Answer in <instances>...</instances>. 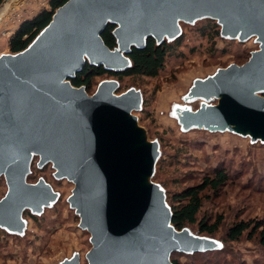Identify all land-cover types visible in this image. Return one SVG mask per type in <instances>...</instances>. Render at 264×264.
Segmentation results:
<instances>
[{
    "label": "water",
    "instance_id": "1",
    "mask_svg": "<svg viewBox=\"0 0 264 264\" xmlns=\"http://www.w3.org/2000/svg\"><path fill=\"white\" fill-rule=\"evenodd\" d=\"M207 12L220 15L226 29L247 21L264 42V0H69L25 51L0 58V176L8 186L1 220L15 222L23 206L45 195V187L27 183L36 153L41 165L53 163L56 177L75 185L70 203L91 235L89 264H172V252L201 251L186 231L172 226L163 198L138 186L150 173L151 153L136 146L128 118L135 99H115L108 87L89 96L67 80L82 69L86 55L109 69L128 65L112 66L118 47L110 50L100 37L109 22L118 24L115 35L125 55L156 38L150 32L162 36L178 18ZM258 88H264V43L246 63L222 69L202 87L200 95L218 97V105L191 123L208 130L228 125L264 139Z\"/></svg>",
    "mask_w": 264,
    "mask_h": 264
},
{
    "label": "rangeland",
    "instance_id": "2",
    "mask_svg": "<svg viewBox=\"0 0 264 264\" xmlns=\"http://www.w3.org/2000/svg\"><path fill=\"white\" fill-rule=\"evenodd\" d=\"M11 1L3 0L0 9ZM45 9H50V0H17L12 5L0 23V58L16 57L10 52L11 37L23 22ZM208 21L217 26L219 37L202 35ZM180 33L181 46L167 57L158 77H129L120 82L107 76L97 78L88 95L108 87L115 99H135L136 106L128 118L137 134L136 146H144L151 153L147 159L150 173L138 186L152 188L163 198L166 210L174 193L200 183L215 168L226 167L231 175L232 180L218 193L205 194L199 215L210 217L211 222L222 215L219 231L201 234L197 225H188L189 232L184 235L201 251L176 252L173 259L183 264H264V248L256 239L249 241L244 236L231 242L226 238L236 220L264 217V139L237 133L228 125L208 130L190 121L218 105V97L200 95L202 87L216 79L222 69L244 63L264 42L250 32L247 21L239 29H226L220 15L208 12L178 18L174 28L162 36L150 32L158 40H172ZM114 52L113 68L129 64L120 45ZM84 61L94 62L88 55ZM254 93L264 96V88ZM30 161L28 183L43 186L46 192L36 205L23 206L15 222L0 219V264H89L91 235L81 227V218L70 203L74 183L57 178L54 164L41 165L38 154L32 153ZM7 193L2 175L0 209Z\"/></svg>",
    "mask_w": 264,
    "mask_h": 264
},
{
    "label": "trees",
    "instance_id": "3",
    "mask_svg": "<svg viewBox=\"0 0 264 264\" xmlns=\"http://www.w3.org/2000/svg\"><path fill=\"white\" fill-rule=\"evenodd\" d=\"M69 0H50V9L39 12L32 19L23 22L10 39L9 48L12 54H19L25 51L36 38L50 25L56 11ZM3 0H0V5ZM212 21L206 23L202 28V35L214 39L220 36V31ZM118 24L109 22L100 37L106 47L115 50L118 47V40L115 31ZM214 28L216 29L214 31ZM213 30V32H210ZM183 34L180 33L172 40L158 41L154 37H149L143 46L132 47L125 56L129 64L121 69H109L104 65H97L87 61L82 69L73 77L68 78V82L75 88H84L87 94L92 92V88L97 78L111 77L117 82L124 78L148 77L156 78L166 65L167 57L176 51L182 43ZM249 53L246 63L251 57ZM236 64V65H243ZM232 180L226 167H217L203 177L200 183L187 186L183 190L174 193L170 198V209L172 212V226L178 231H188V225H197L199 233L214 235L221 228L224 218L217 215L212 221L210 217L200 218V212L207 192L218 193L228 182ZM28 183V177H27ZM32 216V215H31ZM33 217V216H32ZM189 232V231H188ZM251 241L256 239L258 245L264 248V217L251 220H236L226 233V238L231 242H238L243 237ZM179 251L172 252L170 261L172 264H183L172 256ZM200 253V251L193 252Z\"/></svg>",
    "mask_w": 264,
    "mask_h": 264
},
{
    "label": "bare ground",
    "instance_id": "4",
    "mask_svg": "<svg viewBox=\"0 0 264 264\" xmlns=\"http://www.w3.org/2000/svg\"><path fill=\"white\" fill-rule=\"evenodd\" d=\"M16 2H17V0H12L11 2L5 4L3 8L0 9V23L5 18L7 12L10 10V8L12 7V5L14 3H16ZM166 226L167 227H171V224L169 222V219L166 222Z\"/></svg>",
    "mask_w": 264,
    "mask_h": 264
},
{
    "label": "crops",
    "instance_id": "5",
    "mask_svg": "<svg viewBox=\"0 0 264 264\" xmlns=\"http://www.w3.org/2000/svg\"><path fill=\"white\" fill-rule=\"evenodd\" d=\"M8 13V12H7Z\"/></svg>",
    "mask_w": 264,
    "mask_h": 264
}]
</instances>
